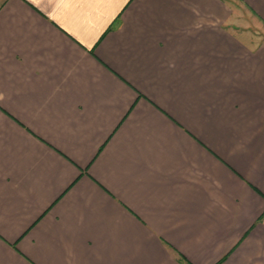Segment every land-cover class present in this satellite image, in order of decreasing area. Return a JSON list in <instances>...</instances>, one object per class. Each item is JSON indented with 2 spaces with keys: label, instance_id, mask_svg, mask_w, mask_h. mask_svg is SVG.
Masks as SVG:
<instances>
[{
  "label": "crops",
  "instance_id": "1",
  "mask_svg": "<svg viewBox=\"0 0 264 264\" xmlns=\"http://www.w3.org/2000/svg\"><path fill=\"white\" fill-rule=\"evenodd\" d=\"M235 2L264 24L0 0V264H264V36Z\"/></svg>",
  "mask_w": 264,
  "mask_h": 264
},
{
  "label": "rangeland",
  "instance_id": "2",
  "mask_svg": "<svg viewBox=\"0 0 264 264\" xmlns=\"http://www.w3.org/2000/svg\"><path fill=\"white\" fill-rule=\"evenodd\" d=\"M234 7L235 12L240 15L238 21L241 25H250L254 29L257 28V33L264 36V24L259 18L251 17L252 14L248 17L247 14H249V11L243 3L235 2Z\"/></svg>",
  "mask_w": 264,
  "mask_h": 264
},
{
  "label": "trees",
  "instance_id": "3",
  "mask_svg": "<svg viewBox=\"0 0 264 264\" xmlns=\"http://www.w3.org/2000/svg\"><path fill=\"white\" fill-rule=\"evenodd\" d=\"M181 260L183 259L181 256L179 257Z\"/></svg>",
  "mask_w": 264,
  "mask_h": 264
}]
</instances>
